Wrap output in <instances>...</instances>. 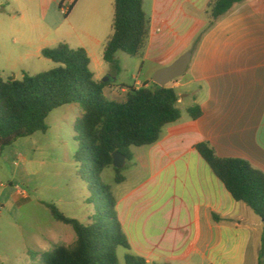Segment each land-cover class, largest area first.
<instances>
[{
  "label": "crops",
  "instance_id": "obj_1",
  "mask_svg": "<svg viewBox=\"0 0 264 264\" xmlns=\"http://www.w3.org/2000/svg\"><path fill=\"white\" fill-rule=\"evenodd\" d=\"M113 1L66 0L73 20L61 41L47 42L39 55L60 42L72 48L68 38L88 57V47L104 48L111 34L96 33L111 30ZM209 2L143 1L149 26L139 59L141 67L148 61L155 68L133 87L149 84L157 69L191 53L186 71L166 85L177 94L180 118L162 129L144 156L132 157L149 177L119 198L112 192L129 253L148 264H245L264 227L243 203L233 201L194 149L206 142L217 157L245 160L264 174V0H244L206 29ZM96 67L104 69L98 60ZM126 87L106 88L123 100ZM194 106L200 109L197 119L187 113Z\"/></svg>",
  "mask_w": 264,
  "mask_h": 264
},
{
  "label": "trees",
  "instance_id": "obj_2",
  "mask_svg": "<svg viewBox=\"0 0 264 264\" xmlns=\"http://www.w3.org/2000/svg\"><path fill=\"white\" fill-rule=\"evenodd\" d=\"M66 0H61V10ZM144 0H114L111 35L107 38L102 60L117 74L120 71L116 53L141 57L148 37L149 21L143 10ZM244 0H210L207 5V28ZM72 4L68 6L66 17ZM198 38L194 41V45ZM40 56L55 66L33 76L23 74L20 80L0 76V153L18 139L35 132H45L44 120L54 109L66 104H78L82 113L75 124L78 150L76 161H89V171L95 180L99 207L83 225L63 217L48 205L53 218L69 225L76 235L72 247L59 246L45 253L39 264H148L142 257L129 253L130 244L122 230L116 211V201L110 187L100 182L104 169L116 172L115 182L121 183L122 169L112 167V153L119 152L132 160L131 147L156 143L162 129L180 118L176 106L177 94L171 87H159L150 82L139 88L126 87L122 101L107 99L106 80L94 79L90 60L83 48H70L60 42L45 48ZM191 119L200 116L194 106L187 110ZM195 151L220 181L236 203H243L264 222V174L247 161L219 158L206 142L194 146ZM90 190V187H88ZM128 253L120 263L117 248ZM264 251V227L260 234L259 255ZM32 258L36 254H31ZM167 264V263H162Z\"/></svg>",
  "mask_w": 264,
  "mask_h": 264
},
{
  "label": "rangeland",
  "instance_id": "obj_3",
  "mask_svg": "<svg viewBox=\"0 0 264 264\" xmlns=\"http://www.w3.org/2000/svg\"><path fill=\"white\" fill-rule=\"evenodd\" d=\"M9 1V5L4 1L0 4V76L20 80L24 73L33 76L53 68L55 64L41 57L38 50L52 40L61 41L73 16H64L62 9H58V0ZM68 6L64 4L63 8ZM96 34L104 38L111 30L106 28ZM67 41L72 49L77 45L75 39ZM87 51L94 77L110 83L133 86L155 68V64L148 61L141 67L139 57L116 53L120 67L116 74L102 61V45L88 47ZM96 60L102 62L103 70L96 67ZM104 92L109 100H122L110 96L108 88ZM185 105L179 106L181 111ZM81 113L78 104L58 107L45 118V132H35L2 149L0 264H39L42 256L56 247L74 245V231L55 220L48 205L54 206L63 217L83 225L90 222L100 206L94 194L96 184L89 171V161L75 159L78 150L75 124ZM147 150V146L130 148L133 158L144 156ZM119 175L123 178L121 183L115 182L116 172L112 168L104 169L100 176V182L109 186L118 198L145 181L149 171L132 159L125 162ZM260 234L252 240L245 264H264V251L260 256L258 249ZM126 253L125 249L117 248L120 263ZM31 254L36 257L33 259Z\"/></svg>",
  "mask_w": 264,
  "mask_h": 264
},
{
  "label": "water",
  "instance_id": "obj_4",
  "mask_svg": "<svg viewBox=\"0 0 264 264\" xmlns=\"http://www.w3.org/2000/svg\"><path fill=\"white\" fill-rule=\"evenodd\" d=\"M191 53L186 52L170 65L157 69L151 76L152 83L159 87H165L170 82L180 77L187 69L190 62ZM112 167L115 169H122L126 162V157L119 153L113 152L112 155Z\"/></svg>",
  "mask_w": 264,
  "mask_h": 264
},
{
  "label": "built area",
  "instance_id": "obj_5",
  "mask_svg": "<svg viewBox=\"0 0 264 264\" xmlns=\"http://www.w3.org/2000/svg\"><path fill=\"white\" fill-rule=\"evenodd\" d=\"M67 10H68V7H66V8H63V7H62V13L65 14V13L67 12Z\"/></svg>",
  "mask_w": 264,
  "mask_h": 264
}]
</instances>
